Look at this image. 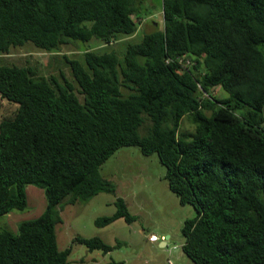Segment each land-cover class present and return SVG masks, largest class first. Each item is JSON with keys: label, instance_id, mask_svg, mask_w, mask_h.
Returning a JSON list of instances; mask_svg holds the SVG:
<instances>
[{"label": "trees", "instance_id": "1", "mask_svg": "<svg viewBox=\"0 0 264 264\" xmlns=\"http://www.w3.org/2000/svg\"><path fill=\"white\" fill-rule=\"evenodd\" d=\"M140 1L0 0V57L30 44L69 75L0 62V99L14 105L0 118V215L26 208L27 185L45 199L37 216L0 228V264H70V245L56 244L61 204L114 193L99 168L123 146L154 153L192 206L180 248L193 264H264V0H160L161 29L114 45L137 31ZM91 38L101 49L59 52ZM113 204L96 226L136 219L121 197Z\"/></svg>", "mask_w": 264, "mask_h": 264}, {"label": "rangeland", "instance_id": "2", "mask_svg": "<svg viewBox=\"0 0 264 264\" xmlns=\"http://www.w3.org/2000/svg\"><path fill=\"white\" fill-rule=\"evenodd\" d=\"M139 6V19L134 18L137 31L131 37H120L114 45L124 40L137 39L141 32L162 28L160 0H141ZM78 44L81 47L76 42L64 45L59 52L77 57L81 48L101 49V41L94 38ZM0 59V62L7 64H28L40 75H57V68H61L63 75L69 78L67 68L57 54L37 50L30 44L11 48ZM211 93L214 96L224 94L218 87L213 88ZM13 109V104L0 99V118L11 114ZM179 130H192V125L185 117L180 121ZM99 172L113 183L115 192L98 193L86 203H62L60 222L54 226L57 247L62 249L70 245V264H103L110 260L117 264H193L181 251L183 237L180 228L183 221L193 217L195 212L192 206L179 204L176 196L168 189L163 177L164 167L154 153L144 156L136 146L120 147L102 163ZM25 193L26 208L0 215V228L14 230L19 221L33 218L42 211L45 205L42 190L27 185ZM115 197L124 200L127 210L136 219L126 223L122 218H117L105 226H96L94 218L114 212ZM149 234L156 235L158 239L149 241ZM92 235L109 245H115L114 248L102 253L71 242L74 236ZM163 239L165 244L160 245Z\"/></svg>", "mask_w": 264, "mask_h": 264}, {"label": "built area", "instance_id": "3", "mask_svg": "<svg viewBox=\"0 0 264 264\" xmlns=\"http://www.w3.org/2000/svg\"><path fill=\"white\" fill-rule=\"evenodd\" d=\"M179 63H182V65H187L188 60L185 59L184 61H181V59H178ZM149 241H156L157 240V236L154 234H149V236L147 237ZM169 263V262H168ZM170 264V263H169Z\"/></svg>", "mask_w": 264, "mask_h": 264}, {"label": "water", "instance_id": "4", "mask_svg": "<svg viewBox=\"0 0 264 264\" xmlns=\"http://www.w3.org/2000/svg\"><path fill=\"white\" fill-rule=\"evenodd\" d=\"M162 243H161V245H164L165 244V240H163V241H161Z\"/></svg>", "mask_w": 264, "mask_h": 264}, {"label": "crops", "instance_id": "5", "mask_svg": "<svg viewBox=\"0 0 264 264\" xmlns=\"http://www.w3.org/2000/svg\"><path fill=\"white\" fill-rule=\"evenodd\" d=\"M35 192H37V191H35ZM37 193H38V192H37ZM166 237H167V235L165 236V238H166ZM161 243H162V242L160 241V245H161Z\"/></svg>", "mask_w": 264, "mask_h": 264}, {"label": "clouds", "instance_id": "6", "mask_svg": "<svg viewBox=\"0 0 264 264\" xmlns=\"http://www.w3.org/2000/svg\"><path fill=\"white\" fill-rule=\"evenodd\" d=\"M157 239H158V237H157ZM163 240H165V239H163Z\"/></svg>", "mask_w": 264, "mask_h": 264}]
</instances>
